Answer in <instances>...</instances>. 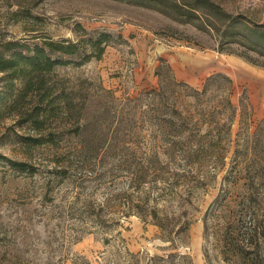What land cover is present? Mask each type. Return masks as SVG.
<instances>
[{"label":"rangeland","instance_id":"rangeland-1","mask_svg":"<svg viewBox=\"0 0 264 264\" xmlns=\"http://www.w3.org/2000/svg\"><path fill=\"white\" fill-rule=\"evenodd\" d=\"M155 1L160 8L133 0H0L6 54L8 41L114 36L101 59L56 67V87L89 104L80 123L59 118L42 132L45 139L57 126L58 148H29L25 138L38 135L30 123L16 111L0 113V156L29 164L20 171L0 158V264H264V66L248 60L264 65V0H189L202 15L197 24L166 12L183 0ZM232 17L240 20L234 38L224 36ZM165 65L199 89L216 73L232 79L236 112L223 140L230 151L222 167L212 157L182 175L183 166L170 164L166 183L152 164L150 182L136 188L145 141L133 144L118 129L111 95L126 101L159 86L156 71ZM83 143L102 152H67ZM199 176L207 186L196 183Z\"/></svg>","mask_w":264,"mask_h":264},{"label":"trees","instance_id":"trees-1","mask_svg":"<svg viewBox=\"0 0 264 264\" xmlns=\"http://www.w3.org/2000/svg\"><path fill=\"white\" fill-rule=\"evenodd\" d=\"M133 2L160 8L154 3L155 0H133ZM166 6L174 10L166 7L168 14L177 12L178 18L185 22L197 24L195 20L202 17L196 11L198 7L193 1H175ZM239 21L238 18L232 17V21L228 23L224 31V36L234 38L232 29L238 26ZM251 31L253 35L263 32L255 27H251ZM113 37L107 31H96L81 37L78 41L45 39L43 45L35 44L34 46L13 41L5 43L6 51L9 53L0 52V73L3 74L0 79L4 86L0 89V113L5 110L16 111V114L22 116L25 122L30 123L38 135L25 138L29 148H37L43 144H51L53 148H58L60 143L55 136L57 126L48 131L45 139L42 132L50 128L59 118L61 121L69 118L70 121L78 116L77 122H79L81 114L83 115L89 107L86 102L77 103L73 90L67 92L66 88L56 87L57 83L53 81L56 67L80 66L92 59H101ZM245 42L256 50L253 43ZM248 60L264 66L254 59ZM165 66L159 67L156 71V74L160 76L159 86L144 91L139 96L126 98V101L111 95L110 101H114L111 106L113 115L118 118L120 125L121 123L122 126L124 125L118 129L124 128L125 134L130 135L129 139L132 137L133 144L139 142L140 145V142L145 141L142 158L146 165L143 163V174L140 177H133L136 188L150 182L148 177L152 173V164L160 166L158 170L161 171L163 181L166 183L168 177L165 178V176L170 164L183 166L182 175L192 170L190 167L187 168L188 164L190 166L201 164L211 160L212 157L219 160L222 167L230 151L229 147L223 145V140L230 138V124L236 112L231 101L232 79L224 73H216L209 76L203 88L199 89L187 82L177 80L171 66ZM162 68H167L166 71L170 72L169 77L163 76ZM18 82L21 83L19 88H17ZM107 93L110 92L107 91ZM226 111L231 116L222 119ZM83 120L87 122V117ZM83 129L79 128L78 135H81ZM102 148V146L90 148L83 143L80 147L69 149L67 152L79 157L84 154L88 157L93 155L97 157V154L102 152ZM128 149L132 150L134 157L137 156L133 147ZM235 154L238 155L237 149ZM0 158L7 161L13 169L20 171L27 170L29 165L4 155ZM134 162L137 163L131 160L129 164L132 165ZM71 163L70 160L68 163L66 161L65 169L64 167L62 169L70 171ZM216 173L218 171L215 175ZM230 173L233 172L230 171ZM178 175L181 177L180 172ZM196 183H200L202 187L206 184L201 176L197 177Z\"/></svg>","mask_w":264,"mask_h":264}]
</instances>
